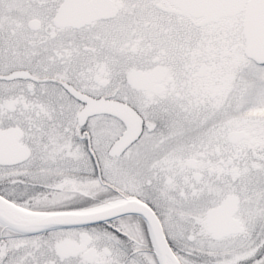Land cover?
Masks as SVG:
<instances>
[{
	"label": "snow or ice",
	"instance_id": "6c2138e0",
	"mask_svg": "<svg viewBox=\"0 0 264 264\" xmlns=\"http://www.w3.org/2000/svg\"><path fill=\"white\" fill-rule=\"evenodd\" d=\"M0 264H264V0H0Z\"/></svg>",
	"mask_w": 264,
	"mask_h": 264
}]
</instances>
